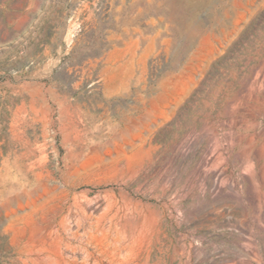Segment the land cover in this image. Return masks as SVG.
Masks as SVG:
<instances>
[{
  "label": "rangeland",
  "instance_id": "obj_1",
  "mask_svg": "<svg viewBox=\"0 0 264 264\" xmlns=\"http://www.w3.org/2000/svg\"><path fill=\"white\" fill-rule=\"evenodd\" d=\"M0 264H264V0H0Z\"/></svg>",
  "mask_w": 264,
  "mask_h": 264
}]
</instances>
